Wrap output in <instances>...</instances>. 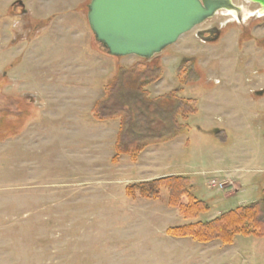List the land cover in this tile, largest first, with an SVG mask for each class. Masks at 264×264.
<instances>
[{
    "label": "rangeland",
    "instance_id": "374dc122",
    "mask_svg": "<svg viewBox=\"0 0 264 264\" xmlns=\"http://www.w3.org/2000/svg\"><path fill=\"white\" fill-rule=\"evenodd\" d=\"M15 1L0 0V264H264V238L226 246L176 237L169 229L190 220L169 206L167 190L159 200L127 194L129 184L188 173L211 206L200 220L263 197L264 44L261 80L251 72L260 53L238 26L211 46L195 36L210 23L200 24L153 57L164 69L153 97L181 88L179 66L197 60L203 74L181 93L199 113L175 140L115 163L119 120L96 121L93 105L119 66L145 61L99 45L91 0H23L27 16ZM251 83L261 86V110L243 100L255 97Z\"/></svg>",
    "mask_w": 264,
    "mask_h": 264
},
{
    "label": "trees",
    "instance_id": "16d2710c",
    "mask_svg": "<svg viewBox=\"0 0 264 264\" xmlns=\"http://www.w3.org/2000/svg\"><path fill=\"white\" fill-rule=\"evenodd\" d=\"M151 60V59H148ZM146 59L131 66H119L103 84V95L94 102L92 115L96 121L118 119L120 126L114 144L113 161L127 156L137 162L149 146L175 140L186 133L188 119L199 113L198 100L176 91L153 97L151 85L164 76L159 60ZM180 81H185L178 72ZM195 181L189 174H170L127 186L131 198L159 200L168 191V204L190 222L174 225L169 233L176 237H191L199 242L220 241L235 244L239 235L264 238V194L247 204L222 212L210 220L198 219L210 212L211 206L195 193Z\"/></svg>",
    "mask_w": 264,
    "mask_h": 264
},
{
    "label": "water",
    "instance_id": "95a60500",
    "mask_svg": "<svg viewBox=\"0 0 264 264\" xmlns=\"http://www.w3.org/2000/svg\"><path fill=\"white\" fill-rule=\"evenodd\" d=\"M251 1L260 2L264 8V0ZM230 2L91 0L88 21L99 45L109 54L152 59L217 10L229 8Z\"/></svg>",
    "mask_w": 264,
    "mask_h": 264
},
{
    "label": "flooded vegetation",
    "instance_id": "af4514ba",
    "mask_svg": "<svg viewBox=\"0 0 264 264\" xmlns=\"http://www.w3.org/2000/svg\"><path fill=\"white\" fill-rule=\"evenodd\" d=\"M89 4L87 5L88 10H89ZM228 5H229V8H221L217 10L214 16L206 19L203 23H201L202 25L204 24L206 25L208 23L210 24L202 28H197L195 30V36L197 37V39H199L200 41L199 43H207L208 45L213 46L215 43H217L222 38L224 29L226 27L235 28V26H238L240 28L239 30L240 35H242L240 40H245L244 42L246 41L251 42L252 44H254L253 45L254 48H256L260 53L259 63L256 66L255 64H253L252 67L253 68L256 67V68L252 69L251 72L252 74L257 75L258 77L260 76L259 79L261 80V42L264 44V36L261 37V28L262 27L264 28V15H262L264 14L263 12L264 8L260 2L251 1V0H231L230 4ZM246 6L249 8H252L253 6V8L249 9ZM12 7L14 10L18 9L16 10L17 12L23 14L24 16H27L28 12L26 11V4L23 0H16ZM224 11L226 12L227 15H229V18L223 21L222 20L216 21V17H218L217 15L218 14L224 15ZM246 12H248V15L245 17L244 14ZM35 21L36 20H34V22ZM41 21L37 20V22L35 23H37L38 25L41 23ZM36 27L37 26L35 25V28ZM239 38H240L239 35L236 36V35L230 34L228 43H233V41H235L236 44H238ZM231 48L235 49L234 47H231ZM241 57H244V56H241ZM155 60H159V58ZM246 61L247 60L245 59V62ZM197 63L198 62L196 59L192 63L189 60L184 59V62L181 64V66H179L178 72L180 73V76L185 80V81H182L183 84L181 85L183 89L186 83H188L189 81L191 80L197 81L201 78V75L203 73L200 68V65ZM240 68L237 69V71L243 70ZM247 80H250V79L247 78ZM256 84L251 83L253 87L251 88L252 91H249V90L247 91L248 95L252 94L253 96H255V97H252L253 100H257L258 98H261V86L260 88L259 87L256 88L255 86ZM242 86L245 87L244 82L242 83ZM231 87L234 88L235 86L232 85Z\"/></svg>",
    "mask_w": 264,
    "mask_h": 264
},
{
    "label": "crops",
    "instance_id": "0c3cea01",
    "mask_svg": "<svg viewBox=\"0 0 264 264\" xmlns=\"http://www.w3.org/2000/svg\"><path fill=\"white\" fill-rule=\"evenodd\" d=\"M243 100L246 101L247 103H251L252 104L251 107L254 106V108H257V109L260 108L259 110H261V98H258L257 100H253L252 98H250V99L249 98H244ZM255 103L258 104L259 108L255 106L256 105ZM259 113H260V111L254 113V114L253 113H249V116H251V117H260L261 115H259ZM243 121L244 120L241 121L240 125L237 124V126L242 128V131H244V127L249 128V124L245 123ZM236 130L238 131L239 129H237V127H236ZM246 139H248V138H246Z\"/></svg>",
    "mask_w": 264,
    "mask_h": 264
},
{
    "label": "bare ground",
    "instance_id": "6f19581e",
    "mask_svg": "<svg viewBox=\"0 0 264 264\" xmlns=\"http://www.w3.org/2000/svg\"><path fill=\"white\" fill-rule=\"evenodd\" d=\"M246 15H248V12H246Z\"/></svg>",
    "mask_w": 264,
    "mask_h": 264
}]
</instances>
